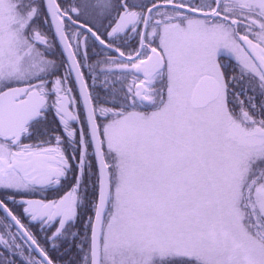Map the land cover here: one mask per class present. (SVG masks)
I'll list each match as a JSON object with an SVG mask.
<instances>
[{
	"label": "snow or ice",
	"instance_id": "obj_1",
	"mask_svg": "<svg viewBox=\"0 0 264 264\" xmlns=\"http://www.w3.org/2000/svg\"><path fill=\"white\" fill-rule=\"evenodd\" d=\"M0 264H264V0H0Z\"/></svg>",
	"mask_w": 264,
	"mask_h": 264
}]
</instances>
